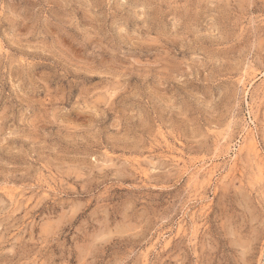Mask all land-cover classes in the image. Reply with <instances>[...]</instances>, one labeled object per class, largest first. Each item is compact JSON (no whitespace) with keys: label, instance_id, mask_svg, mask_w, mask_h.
<instances>
[{"label":"rangeland","instance_id":"rangeland-1","mask_svg":"<svg viewBox=\"0 0 264 264\" xmlns=\"http://www.w3.org/2000/svg\"><path fill=\"white\" fill-rule=\"evenodd\" d=\"M0 264H264V0H0Z\"/></svg>","mask_w":264,"mask_h":264}]
</instances>
